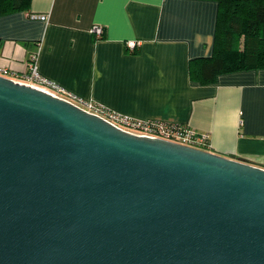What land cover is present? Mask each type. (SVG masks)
Here are the masks:
<instances>
[{"label":"water","instance_id":"obj_1","mask_svg":"<svg viewBox=\"0 0 264 264\" xmlns=\"http://www.w3.org/2000/svg\"><path fill=\"white\" fill-rule=\"evenodd\" d=\"M0 264H264V167L0 74Z\"/></svg>","mask_w":264,"mask_h":264},{"label":"crops","instance_id":"obj_2","mask_svg":"<svg viewBox=\"0 0 264 264\" xmlns=\"http://www.w3.org/2000/svg\"><path fill=\"white\" fill-rule=\"evenodd\" d=\"M217 9V0H30L0 15V66L22 74L36 52L39 74L67 92L185 123L208 133L206 149L264 167V67L207 82L189 73L191 59L213 52Z\"/></svg>","mask_w":264,"mask_h":264},{"label":"trees","instance_id":"obj_3","mask_svg":"<svg viewBox=\"0 0 264 264\" xmlns=\"http://www.w3.org/2000/svg\"><path fill=\"white\" fill-rule=\"evenodd\" d=\"M30 0H0V15ZM213 52L189 61L191 77L207 82L219 72L264 67V0H217Z\"/></svg>","mask_w":264,"mask_h":264},{"label":"built area","instance_id":"obj_4","mask_svg":"<svg viewBox=\"0 0 264 264\" xmlns=\"http://www.w3.org/2000/svg\"><path fill=\"white\" fill-rule=\"evenodd\" d=\"M29 16L33 18L45 19L47 14L30 13ZM91 32H93L96 37H100L103 32V27L99 24H93L91 27ZM128 45L132 46L134 45V42H128ZM0 74L8 76L18 82L30 84L53 95L67 99L84 108L85 110L104 117L111 123L127 131L141 135L160 137L203 149H206L209 145V135L207 132L197 131L185 123L129 116L111 110L98 102L85 100L70 92H67L60 84L48 80L39 74L36 63V52H32L30 54L27 68L22 74L12 72L11 68L7 66H0Z\"/></svg>","mask_w":264,"mask_h":264}]
</instances>
